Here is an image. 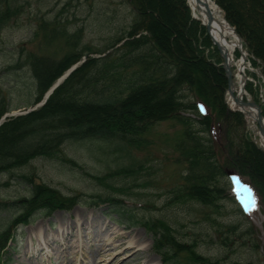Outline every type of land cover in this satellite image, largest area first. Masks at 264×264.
I'll return each mask as SVG.
<instances>
[{"label": "rangeland", "instance_id": "374dc122", "mask_svg": "<svg viewBox=\"0 0 264 264\" xmlns=\"http://www.w3.org/2000/svg\"><path fill=\"white\" fill-rule=\"evenodd\" d=\"M232 1L237 3L238 10L248 24L264 37V20L259 16L260 7L250 12L246 10V2ZM150 4L149 9L154 12L159 4L167 11L165 15L160 13L156 16L159 24L153 31L157 37L161 34L176 35L181 16L175 8L173 13L170 0H150ZM158 8L159 13L161 9ZM135 15L136 11L129 0H0V101L5 107L11 108L1 113L0 124L7 117L23 115L29 107L33 108L38 104L29 105L28 102L33 95L34 81L26 54L28 57L29 52L35 50L37 53L59 57L66 51L83 49L84 53L96 57L114 39L125 34ZM55 25L57 32L49 30L45 35L44 30ZM199 27L203 29L200 22ZM62 30L70 34L68 44L65 33L63 37L60 35ZM72 33L76 35L71 41ZM198 38L201 39L200 36ZM211 44L204 47L205 57L209 58L208 53L217 55L220 61L216 63L221 66L220 52L216 47H210ZM181 56H187V52L184 51ZM248 57L255 60V63ZM247 59L248 82L245 90L263 108L262 61L251 52ZM213 63L216 64L215 61ZM206 77L208 78L207 75ZM57 79L58 77L54 83ZM205 80L203 77L202 81ZM249 83L250 87L247 89ZM223 93L225 97V91ZM160 97L157 95L152 102ZM192 101L195 105L200 100L196 97ZM229 112L238 111L228 109L226 105L225 114ZM179 114L189 116L192 124L198 119L195 110L190 107L180 110ZM242 118V125L236 128L231 125V132L229 133V129L226 131L228 140L231 139L233 144L240 141V135L244 131L253 140V128L244 115ZM223 124L213 122L209 134L217 141L227 143ZM198 125L195 127L200 128ZM182 126L183 123L176 118L155 122L141 135L138 144L133 142L132 145L124 141L94 138L67 140L54 155H36L24 164L15 165L0 173V200L11 203L5 210H0V230L10 224L9 221L16 214L22 199L29 196L33 185L38 183L57 188L67 195L79 194L82 199L70 210L60 209L49 213L38 211L28 224H19L14 241H8L1 253V262L35 264L33 251L43 244L41 236L44 235L45 242L49 244L48 250L43 251L45 264H88L87 257L100 261L97 264H140L145 260V255L157 256L158 259L155 258L152 264H169L152 248V233L142 223H129L109 212L111 208L105 204L92 201L96 193L114 191L99 183L94 175L133 164V172L114 174L107 181L112 185L129 186L132 193H124L121 197L139 219L157 220L156 223L158 218L164 219L174 227L179 238L192 246L190 255L204 254L214 264H264V237L259 229L262 224L260 214L253 206L241 208L234 198L233 179L243 181L247 177L232 167L221 154L217 158H221L225 171L214 179L219 188V194L214 200L206 203L188 197L184 189L178 191L184 185L183 175L189 165L180 156V150L174 148L177 141L182 140ZM253 168L264 177V158L254 160ZM253 199L260 207L262 200L257 189L253 191ZM67 223H79L80 226H74L71 231V234L76 235L70 237L66 231L64 239H60L59 232H62L63 225ZM78 233L84 236L82 243L76 240ZM103 233L111 238V244L105 246L107 251L97 252L95 240L100 239ZM131 237L144 243L127 247L126 241ZM30 238L34 244L29 247ZM68 238L73 246L65 251L62 243ZM100 242L103 240L100 239ZM114 244L119 246L113 248ZM57 245L59 247L55 251ZM135 250L137 255L131 256ZM181 254V257L188 255L186 251ZM101 257L105 260H100ZM205 261L203 259L200 263L210 264Z\"/></svg>", "mask_w": 264, "mask_h": 264}, {"label": "trees", "instance_id": "16d2710c", "mask_svg": "<svg viewBox=\"0 0 264 264\" xmlns=\"http://www.w3.org/2000/svg\"><path fill=\"white\" fill-rule=\"evenodd\" d=\"M129 1L136 11L132 24L123 36H118L100 51L101 55L94 57L84 53L83 49L69 50L59 57L37 53L35 50H31L28 57L26 54L25 58H29L26 62L34 81L29 105L38 102L46 89L69 66L81 60L82 56H85V59L54 87L44 104L23 115L9 116L1 122L0 173L15 165L24 164L36 155H54L67 140L94 138L124 141L128 145L133 142L138 144L141 135L153 123L176 118L183 126L180 135L182 140L177 141L174 148L179 149L180 156L189 162L183 175L184 185H181L178 191L184 189L185 195L198 201L208 203L211 199L214 200L219 194L214 179L225 171L221 158H217L218 154H221L232 167L237 168L251 181L264 206V177L253 168L254 160L264 158V150L244 131L237 144H233L231 139L227 142L231 153L237 151V158L230 161L225 157L217 140L209 134L212 122L226 124L230 133L231 125L236 128L243 124V115L238 112L225 114V71L216 63L220 61L217 55L208 53L209 58L205 57L204 47L212 43L210 47L215 48L206 28L200 24L204 33L198 20L191 17L186 0H170L173 13L175 8L181 16L180 25L176 29L178 33L168 36L161 34L157 37L153 31L159 24L156 16L160 13L165 15V7L159 4L154 12L149 9L150 0ZM214 1L242 38L243 47L248 54L251 52L262 61L264 73V37L248 24L238 10L236 2ZM242 1L246 2V10L250 12L260 7L259 16L264 20V0ZM158 7L161 9L159 13ZM43 24L49 27L47 22ZM49 30L56 33L57 26L44 30L45 35ZM64 33L68 44L70 34L62 30L61 37ZM75 35L71 34V41L75 39ZM124 38L126 39L117 44ZM184 51L187 56L182 57ZM251 60L255 63V60ZM203 77L205 81H202ZM249 87L250 83L247 89ZM157 95L161 97L152 102ZM196 97L206 106L204 114L197 110L192 101ZM6 107L0 101V116L4 110H11ZM186 107L193 108L198 116L193 124L189 116L179 114V111ZM196 124H199L200 128H196ZM133 171L131 164L94 175L99 183L114 191L96 193L92 201L105 204L111 208L109 212L129 223H142L145 229L152 233V248L165 262L201 264V260L205 259V262L214 264L211 258L204 254L199 255L192 251L195 255H190L192 246L179 238L174 227L164 219L158 218L157 223V220L150 219L142 221L126 206L121 195L132 193L129 186L112 185L107 179L114 174ZM32 188L31 194L20 202V207L12 217L11 228L16 227L18 223L27 224L38 210L47 213L60 208L69 210L82 200L79 194L67 195L44 183L33 185ZM8 205L7 200H0V209ZM8 236L9 228L0 231V250L5 246ZM184 251L188 255L181 257Z\"/></svg>", "mask_w": 264, "mask_h": 264}, {"label": "bare ground", "instance_id": "6f19581e", "mask_svg": "<svg viewBox=\"0 0 264 264\" xmlns=\"http://www.w3.org/2000/svg\"><path fill=\"white\" fill-rule=\"evenodd\" d=\"M187 7L190 8L191 11V17L196 18L199 20L200 24L206 28L208 32L209 38L213 41L214 46L219 50L221 53H223L227 61L225 63L226 71L229 73L230 78V87L227 82V88L225 90L226 96L225 100L230 108H233L239 112L242 111V114L245 116V119L247 122L252 126L253 130L258 133V127L257 124V117L258 113L256 112V107L254 102H252V96L248 94L244 90L243 83L245 82V78L247 75V59L246 54L243 55L241 53L240 55L235 56V51L238 44V39L236 38V31L233 30V28L230 26L231 24L228 23L226 17L223 16L221 13L220 6L216 4L214 0H186ZM39 24V23H38ZM230 24V25H229ZM73 34V33H72ZM226 76V73H225ZM227 81V77H226ZM59 84V83H58ZM57 84V85H58ZM56 85V86H57ZM255 100V99H254ZM38 103V104H37ZM37 106L42 105L40 101L36 102ZM35 106V107H37ZM241 110V111H240ZM257 140L258 144L260 146H264V130L262 131V134L259 136L257 134ZM238 189H242V184L238 183L237 186ZM245 197V196H244ZM245 202L251 199L249 198ZM249 201L247 202L246 206L249 208ZM244 202V203H245ZM80 226L79 223H67L63 225L62 232L60 233V239H64L63 235L67 231V234H70L71 236L76 235V233L71 234V231L73 230V227ZM39 233L41 234L40 228L38 229ZM70 232V233H69ZM44 239V235L41 236ZM84 236L78 233L77 241L79 243H82L84 241ZM100 239L103 240V242H100ZM100 239H96L94 245L95 250L98 252L101 250H105L106 245L111 244V238L106 234L103 233L100 235ZM127 247H135L142 245L144 242L140 239H135V237L129 238L127 241ZM64 250L68 251L73 246V242L70 238L66 239L64 243ZM119 245L114 244L113 248H117ZM59 245L56 246L55 251L58 250ZM137 250L133 251L131 256H136ZM145 260L141 262L140 264H152L154 259L157 258V256H144ZM88 264H97L100 261L94 260L91 257H87ZM158 259V258H157ZM100 260H105L101 257ZM105 264V263H103Z\"/></svg>", "mask_w": 264, "mask_h": 264}, {"label": "water", "instance_id": "95a60500", "mask_svg": "<svg viewBox=\"0 0 264 264\" xmlns=\"http://www.w3.org/2000/svg\"><path fill=\"white\" fill-rule=\"evenodd\" d=\"M230 25V24H229ZM231 26V25H230ZM232 27V26H231ZM233 28V30H235L234 29V27H232ZM236 33V38L238 39V44H239V46H237V48L241 51V53H243V55L245 54V51L242 49V40H241V38H240V36L238 35V33L237 32H235ZM220 55H221V58H222V63H221V65H222V68H223V71H225V73H226V77H227V82H228V85H229V87H230V84H231V82H230V78H229V73H228V71H226V66H225V63H226V61H227V58H226V56L223 54V53H221L220 52ZM77 65V63H75V64H73V65H71L67 70H65L64 71V73L60 76V77H58V79H57V81L52 85V86H50L48 89H47V91H46V93L44 94V97H43V99L41 100V104L42 103H44V100L46 99V97L49 95V93H51L53 90L52 89H54V87L60 82V80H62V79H64V77L66 76V75H68L73 69H75V66ZM243 85H244V83H243ZM252 102H254V104H255V107H256V112L258 113V117L256 118L257 119V124L259 125V127H258V133L257 132H255L254 134H253V140L254 141H256V134H259V136L262 134V131L264 130V116H263V113H261V107L259 106V104L257 103V102H255L254 101V99H252ZM227 107H228V109L230 108L229 107V105H227ZM33 108H29L28 109V111L29 110H32ZM241 111V110H240ZM242 112V111H241ZM224 148V151H225V154L227 155V157L228 158H230V155H229V148L228 147H223ZM263 149H264V146L262 147Z\"/></svg>", "mask_w": 264, "mask_h": 264}, {"label": "snow or ice", "instance_id": "6c2138e0", "mask_svg": "<svg viewBox=\"0 0 264 264\" xmlns=\"http://www.w3.org/2000/svg\"><path fill=\"white\" fill-rule=\"evenodd\" d=\"M249 204H251V205H253V206H254V204H255V201H254V200H250V201H249Z\"/></svg>", "mask_w": 264, "mask_h": 264}]
</instances>
